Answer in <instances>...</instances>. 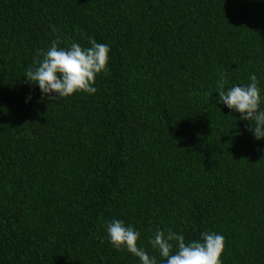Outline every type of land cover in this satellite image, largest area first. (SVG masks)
<instances>
[{
	"label": "trees",
	"instance_id": "obj_1",
	"mask_svg": "<svg viewBox=\"0 0 264 264\" xmlns=\"http://www.w3.org/2000/svg\"><path fill=\"white\" fill-rule=\"evenodd\" d=\"M57 37L109 45L95 94L29 86ZM221 73L264 89V0H0V264H139L113 218L157 257L159 226L264 264V139L217 102Z\"/></svg>",
	"mask_w": 264,
	"mask_h": 264
},
{
	"label": "clouds",
	"instance_id": "obj_2",
	"mask_svg": "<svg viewBox=\"0 0 264 264\" xmlns=\"http://www.w3.org/2000/svg\"><path fill=\"white\" fill-rule=\"evenodd\" d=\"M60 44L57 37L47 49L37 51L39 59L25 74L29 86H38L42 100L55 101L78 92L95 94L96 76L108 72L109 45L91 37L88 40L90 46L75 41L64 47ZM227 84L226 75L221 73L216 84L217 102L238 112L239 119L248 122L247 130L254 138L264 139V89L260 87L258 76L252 73L246 83L226 88ZM30 100L29 95L25 102ZM103 227L109 243L117 250L132 253L139 264H223L225 237L216 231H202L199 239L186 242L182 232L158 226L148 239L151 248L158 253L157 257L138 244L141 234L133 225L113 218Z\"/></svg>",
	"mask_w": 264,
	"mask_h": 264
}]
</instances>
